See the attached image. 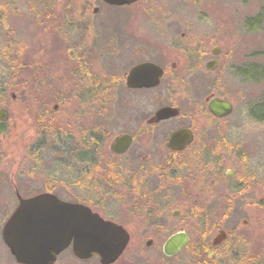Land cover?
<instances>
[{
  "label": "flooded vegetation",
  "instance_id": "obj_1",
  "mask_svg": "<svg viewBox=\"0 0 264 264\" xmlns=\"http://www.w3.org/2000/svg\"><path fill=\"white\" fill-rule=\"evenodd\" d=\"M51 1L61 3L63 21H70L73 26V14L78 12L79 0ZM92 1L93 5L86 6V9L81 7L79 12L88 15L86 20L80 21L89 24L99 23L100 19L105 23L110 13H123L126 31L134 20L136 24L141 23L138 20L141 16L135 15L148 14L155 9L152 6L155 0H137L124 5H112L105 0ZM201 9L202 18L207 20L206 14L212 11L203 5ZM180 10L183 11V7ZM168 18L161 29L169 31L174 25L183 24V20L174 15ZM251 18L257 27L262 26L264 5H259L258 12ZM77 20L76 24L81 27ZM116 40L101 42V45L105 43L102 47L106 56L116 58L111 61H119L121 70H116L114 75L98 78L90 73L89 64L86 66L80 62L79 68L83 65L88 69L82 78L83 84H78L75 111L71 125L67 126L72 144L68 135L62 133L65 128H55L50 123L43 99L45 86L42 85L37 115L40 141L33 145L34 156H41L46 150L41 146L43 138L55 141L51 149L47 147V152L70 153L69 149H72L69 155L73 196L62 200L53 191L41 194H51L63 202L84 206L103 220L121 227L130 238L164 236L167 241L174 235H185L189 243L181 252L196 242L191 253L195 264H264V212L249 214V219L241 220L243 215L238 206L246 200H253L252 204L264 211V179L258 180L257 176L264 172V166L259 170L258 165L251 163L254 155L246 148L240 152L231 148L228 133L224 132L226 128L228 130L224 121L231 115L218 117L209 109L214 99L225 100L218 97V82L208 85L207 79L203 81L204 76L218 71L223 50L216 44L205 48L204 42L199 43L193 31L191 36L190 31H186L180 38H144L136 34ZM80 47L77 44L76 54L85 60L91 58V53L79 51ZM140 65L149 66V76L146 77L158 81L156 86L129 85L131 71ZM211 66L215 69L211 70ZM42 67L36 70L34 65L33 70L39 72ZM29 70L32 71V67L29 66ZM247 71V68L242 70L240 67L233 70L243 80H246ZM196 75L201 79L198 84L192 81ZM95 92L103 94L96 103L92 101ZM117 92L124 97L132 94L133 99L127 101L120 97L116 100ZM144 97L150 101L149 112L143 107ZM162 109H171L169 114L173 115L158 119L157 114ZM3 112L9 118L8 108L0 106V126L8 121V118L6 122L1 121ZM52 128L58 129L55 136L48 132ZM177 133H181L180 137L174 141L173 136ZM256 191L263 194L258 200L255 199ZM17 199L19 203V196ZM214 214L218 224L207 226L208 221H213ZM176 220L179 222L177 226L169 223ZM251 225L262 227L263 239L254 238ZM196 237L199 240L194 241ZM149 241L154 243L152 239ZM250 242L255 245L247 256ZM69 249L72 251V247Z\"/></svg>",
  "mask_w": 264,
  "mask_h": 264
},
{
  "label": "rangeland",
  "instance_id": "obj_2",
  "mask_svg": "<svg viewBox=\"0 0 264 264\" xmlns=\"http://www.w3.org/2000/svg\"><path fill=\"white\" fill-rule=\"evenodd\" d=\"M250 1L155 0L152 1L155 9L148 14L135 15L141 16L138 19L141 23L136 24L134 20L135 23L127 26L126 31L123 13H110L111 16L108 14L110 18L108 16L105 23L100 19L99 23L94 21L88 24L80 21L86 20L88 15L86 12H79L81 7L85 6L82 9H86V6L93 5L92 0L78 1L79 13L73 14V26L69 24L70 21H63L64 9L62 10L60 2L56 1V5L51 0H0V88L6 90L0 106L4 105L9 111L8 121L0 126L4 130L0 133V264H17L5 245L1 232L18 205V196L28 198L48 190L62 200L71 199L73 196L69 155L72 149H69L70 153L62 151L60 154L57 150H53V153L47 152V147L51 149L55 141L43 138L41 146L46 148V152L36 158L34 156L33 145L40 141L37 128V115L40 110L38 104L44 85V106L50 123L55 128H65L62 133L68 135L67 138L71 139L68 141L72 144L71 132L67 130V126L71 125L75 111L78 84H83L82 78L88 69L83 65L79 68L80 62L86 66L89 64L90 73L101 79L121 70L119 61H111L116 58L106 56L102 47L105 43L101 45L104 40L108 43L136 34L144 38H180L182 33L190 31L191 36L193 31L194 37L199 43L204 42L205 48L218 45L223 50L218 71L204 76L203 81L207 79L208 85L217 81L218 97L229 101L234 107L231 116L224 121L228 126V130L226 128L224 132L228 133L231 148L238 149L239 152L246 148L254 155L251 163L258 165L261 170L264 166V79L243 80L233 72L234 68L239 67L242 70L247 68L249 74H255L254 70L257 74L264 72V24L257 27L251 18L258 12L259 5H264V0ZM201 5L212 11L211 14H206L207 20L202 18ZM181 7L183 11L180 10ZM169 15L183 20L182 25H174L173 29H169L170 32L160 27L168 21ZM76 17L80 19L77 20ZM57 18L58 22L61 20L60 23ZM52 20H56L54 24L49 23ZM76 20L80 21L81 27H78ZM77 44L81 45L78 50L91 53V58L85 60L77 55ZM34 65L36 70L43 67L35 72ZM199 76H193L192 81L195 84L201 81ZM94 96L92 101L96 103L102 99L103 94L96 92ZM115 97L116 100L120 97L127 101L133 99L132 94H125L124 97V94L119 96L118 92ZM143 101L144 109L149 112L150 101L145 97ZM56 131L52 128L48 132L55 136L58 129ZM66 146L70 148V145ZM257 176L258 180L264 179V172ZM262 195L256 191L255 199H260ZM252 201L246 200L238 205L239 213L243 215L241 220L249 219V214L264 212L257 209ZM177 222L169 223L177 226ZM216 224L218 219L214 214L213 221H208L207 226ZM226 226L230 228L229 224ZM261 229L262 227L251 225L250 230L255 239H263ZM151 239L154 243L148 247L147 242ZM166 239L164 236H132L126 251L115 264H195L191 253L195 250L196 242L178 256L167 258L162 251ZM193 239L199 240L198 237ZM247 245L248 256L255 243L250 242ZM56 264L100 262L97 258L78 261L69 249L59 256Z\"/></svg>",
  "mask_w": 264,
  "mask_h": 264
},
{
  "label": "water",
  "instance_id": "obj_3",
  "mask_svg": "<svg viewBox=\"0 0 264 264\" xmlns=\"http://www.w3.org/2000/svg\"><path fill=\"white\" fill-rule=\"evenodd\" d=\"M105 1L112 5H124L137 0ZM210 69H215V66ZM148 72L147 65L134 68L129 85L156 86L158 81L147 78ZM209 109L218 117H227L233 112L232 104L221 99H214ZM170 111L162 109L157 114L158 119L173 115L169 114ZM1 116V121L6 122L7 113L3 112ZM180 134L173 136V140L178 141ZM2 238L18 264H55L58 256L69 247H72L74 255L80 260L97 257L100 264H114L130 241V237L118 225L103 220L84 206L63 202L47 193L28 199L19 196V205L5 224ZM188 243L187 236L174 235L165 242L163 253L166 257H174ZM151 245L152 242L148 241L147 246Z\"/></svg>",
  "mask_w": 264,
  "mask_h": 264
},
{
  "label": "trees",
  "instance_id": "obj_4",
  "mask_svg": "<svg viewBox=\"0 0 264 264\" xmlns=\"http://www.w3.org/2000/svg\"><path fill=\"white\" fill-rule=\"evenodd\" d=\"M254 73L249 74V72L247 71V77L246 79H251V80H260V79H264V72H261V74H257V72L254 70ZM96 93V92H95ZM5 92L1 90L0 88V101L2 100V98L4 97ZM4 131L1 127H0V133Z\"/></svg>",
  "mask_w": 264,
  "mask_h": 264
}]
</instances>
